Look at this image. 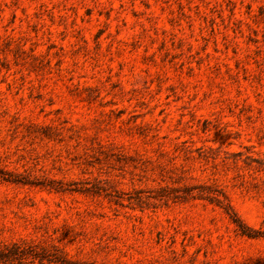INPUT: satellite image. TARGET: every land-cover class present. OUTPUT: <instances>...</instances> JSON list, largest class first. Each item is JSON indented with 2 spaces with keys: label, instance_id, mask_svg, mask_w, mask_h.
I'll return each instance as SVG.
<instances>
[{
  "label": "rangeland",
  "instance_id": "1",
  "mask_svg": "<svg viewBox=\"0 0 264 264\" xmlns=\"http://www.w3.org/2000/svg\"><path fill=\"white\" fill-rule=\"evenodd\" d=\"M0 264H264V0H0Z\"/></svg>",
  "mask_w": 264,
  "mask_h": 264
},
{
  "label": "trees",
  "instance_id": "2",
  "mask_svg": "<svg viewBox=\"0 0 264 264\" xmlns=\"http://www.w3.org/2000/svg\"><path fill=\"white\" fill-rule=\"evenodd\" d=\"M226 207H229V209H230V205L229 204H227V206ZM227 209V208H226Z\"/></svg>",
  "mask_w": 264,
  "mask_h": 264
}]
</instances>
